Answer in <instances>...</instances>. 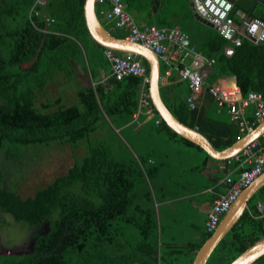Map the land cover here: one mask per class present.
<instances>
[{
  "label": "trees",
  "instance_id": "16d2710c",
  "mask_svg": "<svg viewBox=\"0 0 264 264\" xmlns=\"http://www.w3.org/2000/svg\"><path fill=\"white\" fill-rule=\"evenodd\" d=\"M122 1L140 27L178 26L188 35L195 50L206 58H213L207 75L209 83L228 75L243 95L249 91L264 93V39L254 43L243 37L228 56L223 52L226 39L218 30L194 17L190 0ZM232 1L233 12L240 9L248 16L264 20V0ZM34 2L0 0V149L6 159H17L18 151L29 145L56 141L73 148L83 143L86 154L63 174L26 196L4 185L0 168V210L14 221L35 228L48 224L46 231L34 233L30 250L0 254V264H182L178 254L186 248L196 252L213 231H206L204 226L202 238L185 247L159 245L156 212L146 204L149 192L138 188L147 177L156 174L157 167L142 168L135 157L115 158L107 145L102 141L93 142L91 138L99 128L103 113L132 114L134 120L141 113L148 115L144 110L137 117L133 115L139 105V77L113 79L117 88L121 87L117 103H110L114 90L104 92L97 85L77 89L79 105L62 104L58 96L41 103L43 109L49 110L39 111L36 103L45 92L47 82L55 74L63 71L67 74V69L71 70L87 41L101 49L104 47L93 40L85 25L84 0H47L38 14L31 12ZM108 7L96 2V14L102 23L99 11ZM233 12L232 16L238 20ZM46 17L53 20L47 22ZM103 25L115 36H125L111 20ZM138 58L148 68L146 60ZM186 83L183 97L169 106L171 112L192 128L198 125L215 148L220 150L231 145L236 140L237 125L233 121L216 123L201 108L191 109L186 100L191 90ZM204 92L203 102L217 103L210 93ZM158 123L171 137L200 148L171 129L162 118ZM258 140L264 145V134ZM20 146L23 149L17 148ZM140 161L144 163L145 159ZM126 225L133 226L136 232L125 237ZM263 237L264 183L251 196L238 221L216 244L205 264H229ZM193 258L185 264H191ZM261 261L264 254L252 264Z\"/></svg>",
  "mask_w": 264,
  "mask_h": 264
},
{
  "label": "crops",
  "instance_id": "0c3cea01",
  "mask_svg": "<svg viewBox=\"0 0 264 264\" xmlns=\"http://www.w3.org/2000/svg\"><path fill=\"white\" fill-rule=\"evenodd\" d=\"M102 17L104 18V24L109 23V20L104 15ZM164 43L167 44L165 41ZM96 52L101 53L106 66L98 63L97 66L91 68L90 58L94 57ZM82 53L85 54L87 64L85 65L79 58L72 64L70 71L67 69L68 74L73 75V80L78 85L77 89L88 86L95 88L97 85H100L104 88V92L114 90L115 95L110 99V103H117L119 100L117 95L121 87L117 88L115 80L121 79H115L111 75L110 65L104 57L103 49L92 41H87L85 49H82ZM158 59L159 92L163 102L169 108V106L174 105L177 99L183 97L187 90V81L181 79L175 67H170L169 74H166L165 71L169 66L159 57ZM184 62L190 64V56H184ZM147 70L149 75V65ZM62 74L66 77L64 83L68 85L72 84L73 86V82L68 81L67 74ZM77 89L73 90L75 96ZM140 90L141 80L138 90V103ZM147 90L150 102L152 103L150 81L147 84ZM205 93L202 92L195 96V107L193 108H201L204 113L216 120V123H230L233 121L237 125V136L239 133L238 124L231 118L224 106H219L217 103L203 102ZM189 95H191V91L187 97ZM253 111V105L247 107L246 117L248 119H252ZM160 118L154 106L152 113L148 115L141 113L136 120H134L132 114L107 115L103 113L100 127L95 131L94 135L102 131L101 125L103 122L109 125L117 123L115 131L120 137L126 142L128 139L134 141V146L130 144V152L134 153L135 159L139 161L141 167H157L156 174L152 178L147 177L146 181L141 186H138V188L142 189L144 193L149 192V199L146 201V204L152 206L156 212L158 244L162 247L168 245L185 247L202 238L208 210L211 208L215 198L229 188V185L225 181V176L230 174L234 180L237 179L240 175L241 166L237 161H234V156L218 159L209 155L201 147L189 146L171 137L159 126L158 122ZM152 125L156 126L157 129L154 130ZM194 129L199 131V126L195 125ZM143 137L145 140L140 143V139ZM235 139L234 142L238 140L237 138ZM140 159H145V162L143 163ZM244 166L249 167L250 164ZM165 167H168L169 170L164 169ZM165 170L168 173L163 177L162 172ZM257 204L262 209V204L260 202ZM195 253L191 248H186L183 253L178 254V261L185 264Z\"/></svg>",
  "mask_w": 264,
  "mask_h": 264
},
{
  "label": "built area",
  "instance_id": "2783aa9c",
  "mask_svg": "<svg viewBox=\"0 0 264 264\" xmlns=\"http://www.w3.org/2000/svg\"><path fill=\"white\" fill-rule=\"evenodd\" d=\"M192 1L196 12L213 23L218 28L220 35L226 39L227 43L223 47L224 54L231 55L234 47L241 44L243 37L254 43L264 39V20L248 16L240 9L233 12L232 0ZM46 2L47 0H35L31 12L38 14ZM96 2L108 4L109 7L101 8L99 13L111 20L116 28L122 29L125 32V39L140 42L154 51L169 66L165 71L166 74H169L170 67H175L178 70L181 79L189 83L191 95L187 97V102L191 108L195 107L196 95L204 91L210 93L217 104L224 106L231 118L238 124L237 139L264 121V93L249 91L243 95L228 75L221 76L209 83L207 75L214 59L206 58L197 52L190 45L188 35L182 32L178 26L159 28L155 25H145L140 27L134 17L126 11L122 0H96ZM232 12L238 20L234 19ZM52 20V18L46 17L47 22ZM103 54L110 65L111 75L115 79L133 75L141 80L139 105L133 114L134 117H137L140 110H144L147 114L152 113L153 106L147 90L150 78L146 65L133 53H120L115 49L104 47ZM184 56H190V64L184 62ZM250 105L254 106L252 119L246 117V109ZM233 159L241 166L240 175L235 180L230 174L225 176L229 188L215 198L207 212L204 225L208 232L216 229L222 216L231 208L242 189L264 171V145L258 138L254 139L234 155ZM246 164H250V166L245 167Z\"/></svg>",
  "mask_w": 264,
  "mask_h": 264
},
{
  "label": "rangeland",
  "instance_id": "374dc122",
  "mask_svg": "<svg viewBox=\"0 0 264 264\" xmlns=\"http://www.w3.org/2000/svg\"><path fill=\"white\" fill-rule=\"evenodd\" d=\"M102 20H104V18H102ZM80 60H82L85 65L87 64L84 53L81 54ZM98 63H102L106 66L101 53L96 52L95 56L90 58L91 68L97 66ZM24 66H27V64ZM63 73L66 74V71H63ZM67 78L68 81L73 82V86L72 84L68 85L64 83L66 77L62 73L55 74L52 80L47 82L45 92L39 95L36 103L39 111L46 112L49 110L43 109L41 103L53 101L58 96L62 104L79 105L73 92V90L78 88V85L74 82L73 75L67 73ZM116 127L117 123L109 125L103 122L101 125L102 131L99 134H93L91 136L92 141H102L107 145L110 154L115 158L127 159L135 157L134 153L130 152V144L134 146V141L128 139L126 142L122 139L115 131ZM152 127L154 130L157 129L154 125H152ZM144 140V137L140 139V143L144 142ZM17 148L23 149L21 146ZM18 152L19 158L6 159L3 151L0 149V168L4 173V185L26 196L34 193L37 188L50 182L56 175L63 174L75 160L79 161L84 156L85 147L83 143L78 148H73L68 143L55 141L49 144L29 145ZM164 169L169 170L168 167ZM166 170L162 172L163 177L168 173ZM47 229V223H43L41 226L35 228L22 221H14L10 216L0 210V254H21L27 252L32 246L34 233L43 232ZM124 230L125 237H128L130 232H136V229L130 225H126ZM180 257L182 256L180 255ZM182 264H184V262H182ZM259 264H264V261L259 262Z\"/></svg>",
  "mask_w": 264,
  "mask_h": 264
},
{
  "label": "water",
  "instance_id": "95a60500",
  "mask_svg": "<svg viewBox=\"0 0 264 264\" xmlns=\"http://www.w3.org/2000/svg\"><path fill=\"white\" fill-rule=\"evenodd\" d=\"M190 7L197 20L218 29L213 23L201 17L195 10L193 1L189 2ZM96 0H84L83 17L90 36L95 42L103 47H109L120 52H129L144 58L149 65L150 76V97L156 112L164 122L175 132L198 144L209 155L218 159H225L237 154L250 141L259 138L264 134V121L258 123L254 129L232 145L216 150L209 140L198 130L182 123L177 119L170 109L163 102L159 92V59L157 54L148 49L140 42L129 41L124 37H117L105 28L96 14ZM264 183V171L258 175L249 185L244 187L229 211L219 222L212 234L205 239L196 251L192 264H205L210 253L223 236L234 226L246 208L251 195ZM264 254V237L247 247L229 264H252Z\"/></svg>",
  "mask_w": 264,
  "mask_h": 264
}]
</instances>
